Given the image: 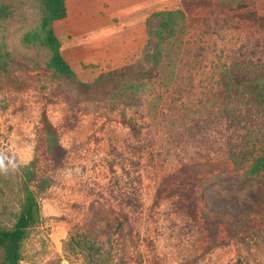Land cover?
Segmentation results:
<instances>
[{"label": "rangeland", "instance_id": "1", "mask_svg": "<svg viewBox=\"0 0 264 264\" xmlns=\"http://www.w3.org/2000/svg\"><path fill=\"white\" fill-rule=\"evenodd\" d=\"M0 4L11 11L0 42L13 60L0 69V223L19 212L28 176L39 206L19 264H264V172L243 175L264 148V101L252 86H264V0H153L143 17H113L108 34H61L76 76L105 80L86 92L46 67L48 49L22 41L39 25L34 0ZM167 9L185 18L153 66L146 19ZM43 113L63 148L57 166ZM195 161L217 166L193 193L177 178L158 191ZM244 210V228L230 236L224 223ZM205 213L222 220L214 237Z\"/></svg>", "mask_w": 264, "mask_h": 264}, {"label": "trees", "instance_id": "2", "mask_svg": "<svg viewBox=\"0 0 264 264\" xmlns=\"http://www.w3.org/2000/svg\"><path fill=\"white\" fill-rule=\"evenodd\" d=\"M34 2L40 13L39 25L36 29L25 32L22 36V41L26 44L37 43L48 49L50 55L46 61V67L50 69L55 76L66 83L74 84L79 90L86 92L95 85L103 83L105 80L101 75L97 77L95 84L79 79L70 64L61 55L60 41L54 32L53 22L66 16L65 0H34ZM10 14L11 11L9 6L7 4H0V22L8 18ZM184 18L185 13L181 9L157 10L147 17V23L152 19L154 20V26L148 38V41L155 40L154 49L150 53V60L153 66L158 65L161 61L163 42L175 36ZM3 48L4 45L0 42V69L4 71L13 60ZM127 86L131 87L132 85ZM252 86L255 87L257 99L264 101V86L261 87L260 84L255 83H252ZM41 128L45 134V152L53 159L54 166H57L63 159V148L59 144L54 125L50 122L45 113H43L41 117ZM216 166L217 164L209 161H195L182 164V166L175 169L171 174L164 177L158 191L161 192L167 189L169 181L177 178L180 181L184 180L190 185L187 188L183 187L181 189V193H185L188 196L194 192V186L203 181L202 175L212 172ZM263 172L264 148L245 165L243 175L257 176ZM31 178L33 177L28 176V181H30ZM28 181L24 182V199L14 220H12L9 226H3L0 223V250L2 252L0 264H19L21 260V242L26 237L29 228L38 220L39 206L37 198ZM179 188L180 187H171L170 189L179 190ZM190 204L191 203H189V205ZM248 213L249 211L244 210L231 214L233 217L236 216L239 218L224 223L230 236H234L239 230L244 228ZM204 220L206 221L208 231L212 235L211 237H214L218 227L217 224L221 223L222 220L218 216L210 218L206 213L204 214ZM68 243L72 244L74 250L75 248H79L80 251L83 247L88 250L89 256L92 255L91 250H93V246L85 244L82 238H74L70 235ZM94 250L97 249L94 248Z\"/></svg>", "mask_w": 264, "mask_h": 264}, {"label": "crops", "instance_id": "3", "mask_svg": "<svg viewBox=\"0 0 264 264\" xmlns=\"http://www.w3.org/2000/svg\"><path fill=\"white\" fill-rule=\"evenodd\" d=\"M152 1L65 0L66 16L53 22L54 32L58 39L61 34L75 36L78 27L82 29L80 30V35L83 33H94L100 30L104 34H108L117 28L112 21L113 17L119 18L122 23L124 20L128 21L132 13L136 15L141 13L140 15L142 16L151 7ZM101 13H103L102 16ZM128 23V26L133 25L132 20ZM121 28L119 27V29ZM138 33L140 35V29H138Z\"/></svg>", "mask_w": 264, "mask_h": 264}]
</instances>
